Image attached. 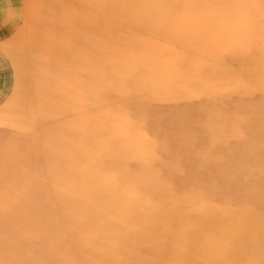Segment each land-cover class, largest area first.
Segmentation results:
<instances>
[{"label":"rangeland","instance_id":"obj_1","mask_svg":"<svg viewBox=\"0 0 264 264\" xmlns=\"http://www.w3.org/2000/svg\"><path fill=\"white\" fill-rule=\"evenodd\" d=\"M254 44L264 0H0V264H264Z\"/></svg>","mask_w":264,"mask_h":264},{"label":"bare ground","instance_id":"obj_2","mask_svg":"<svg viewBox=\"0 0 264 264\" xmlns=\"http://www.w3.org/2000/svg\"><path fill=\"white\" fill-rule=\"evenodd\" d=\"M258 48H259L258 47V44L257 45L256 44L252 45L251 46V52L247 56L248 59H247L246 63L245 62L243 63V66L244 67H247V74L245 75V82L246 83H249V84H251V83H258V82L261 83L262 81H264V75H262L261 73H258L255 70H249L248 69V67H250L252 65V63L257 60L256 59V55L260 53V51H258ZM261 91L264 92V89H261ZM258 106L259 107L254 111V113L250 111L251 113L254 114V116H255V118L257 120L264 118V101H262L261 103H259ZM241 109H243V108H241ZM244 112H246L247 115L249 114L248 113L249 112L248 109L247 110H244ZM235 119L236 118H234L233 120H235ZM250 127L254 128V129H257V127H256V125L254 123H251V126Z\"/></svg>","mask_w":264,"mask_h":264}]
</instances>
